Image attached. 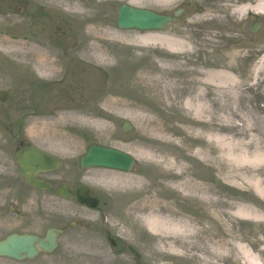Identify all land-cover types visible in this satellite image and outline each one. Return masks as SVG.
Instances as JSON below:
<instances>
[{
    "label": "rangeland",
    "instance_id": "rangeland-1",
    "mask_svg": "<svg viewBox=\"0 0 264 264\" xmlns=\"http://www.w3.org/2000/svg\"><path fill=\"white\" fill-rule=\"evenodd\" d=\"M79 1L89 18L45 0H0V90L14 92L0 102V138L5 130L57 133V188L73 192L35 195L16 192L23 183L11 191L0 184V240L43 236L55 224L63 230L52 254L0 264H77L87 235L113 264H264V26L250 30L264 15L235 14L241 0L210 8L196 0L182 22L148 33L117 27L121 4L166 13V0ZM104 29L114 34L105 44L113 55L98 63L83 49L88 33ZM29 41L44 42L47 53L37 49L28 62L7 53ZM39 61L50 68L37 70ZM226 68L235 79L216 77ZM92 143L133 155L131 172L83 168ZM80 187L100 199L97 209L77 202ZM144 204L168 205L187 225L177 251L156 252V236L167 234L147 230L136 210Z\"/></svg>",
    "mask_w": 264,
    "mask_h": 264
},
{
    "label": "bare ground",
    "instance_id": "bare-ground-1",
    "mask_svg": "<svg viewBox=\"0 0 264 264\" xmlns=\"http://www.w3.org/2000/svg\"><path fill=\"white\" fill-rule=\"evenodd\" d=\"M48 4L54 5L56 8L57 6H63L65 10H67L69 13H73L74 15L82 16L89 18L86 2H81L79 0H45ZM251 11L259 12L260 14H264V0H256V4L254 6L250 4H244L237 6L234 10V13L237 15L249 13ZM12 22H14V19H11ZM15 23H13L14 25ZM100 30L99 28H96L94 30ZM109 37L111 39H114V34H112L110 31H106L105 29L103 31H94L93 33H88V37L91 38L92 42L88 44L86 48L83 49V53L87 58L92 57V59L98 63H106L109 56L113 55V52L111 51V48L106 46V37ZM37 49H42L44 52L47 53V47L44 45V42L41 41H32V42H26L24 44V47H13L11 45V48L9 51H7L10 55H16L15 57H18L20 59H24L28 62V60L35 57V55L38 53ZM264 61V60H263ZM56 62V61H55ZM51 63H47L45 61H39L36 62V68L39 71L47 70L50 68ZM58 64V62H57ZM226 68L223 71L215 72L214 74L216 77H219L221 79H229L233 80L235 79L234 74L232 71ZM70 148L68 147V150ZM73 150V148L71 149ZM148 153V152H147ZM153 152L149 151V155H152ZM89 182L94 183L95 185H101L105 187H111V186H121V184L118 183H109L105 182L103 180H95L90 179ZM183 186V185H181ZM193 187L196 191L201 192L203 188H201L198 184H193L192 182L186 183V187ZM218 202H213V204H217ZM60 206L57 208V213L60 211ZM139 213H142V219L146 225L147 230L152 234H159L164 233L167 235L159 236L157 235V242L159 243V247L156 248V252L158 254H161L160 252H167V251H177V245L179 244V232L184 233V228H186L187 225H184L179 220L178 213L176 211H172L171 208L168 205L165 204H144L139 206L136 209ZM165 213L169 214V217L164 216ZM86 244L84 246V249H81L77 251L79 254H83L82 260L78 262L77 264H113L111 261L103 259L104 256L100 253L98 250L99 248L94 243L93 237L90 235H87L85 237ZM95 250L94 253L92 251ZM97 251V252H96ZM99 252V253H98ZM152 255H155V250L151 249ZM251 264H253V261H251Z\"/></svg>",
    "mask_w": 264,
    "mask_h": 264
},
{
    "label": "water",
    "instance_id": "water-1",
    "mask_svg": "<svg viewBox=\"0 0 264 264\" xmlns=\"http://www.w3.org/2000/svg\"><path fill=\"white\" fill-rule=\"evenodd\" d=\"M178 14L176 13V15ZM174 21L175 19L169 15L158 14L152 10L123 4L119 11L118 27L123 30L163 31ZM252 30H257V24L252 27ZM10 96L11 92H0L1 101H8ZM131 129L132 126L126 122L123 130L128 132ZM19 161L23 163V159ZM134 163L135 159L130 154L97 144H92L87 154L82 158V166L85 168H102L121 172H129ZM58 167L59 161L57 160ZM31 183L40 187L37 182ZM59 192L63 197L68 198L71 196V191L66 186L61 187ZM78 201L90 208H96L99 204V200L92 198L86 188L78 191ZM60 233V230H57L56 233L54 229H51L44 239L29 234H12L0 242V257L23 261L25 259H34L40 250L50 253L56 249ZM111 245L112 247L115 246L114 240H111Z\"/></svg>",
    "mask_w": 264,
    "mask_h": 264
},
{
    "label": "flooded vegetation",
    "instance_id": "flooded-vegetation-1",
    "mask_svg": "<svg viewBox=\"0 0 264 264\" xmlns=\"http://www.w3.org/2000/svg\"><path fill=\"white\" fill-rule=\"evenodd\" d=\"M192 1L196 0H167V3L172 7V15L179 9L182 10L180 17V21H182L185 15L191 11L190 2ZM197 1H200L205 8H210L212 5L218 4L220 0ZM199 7L200 5L198 4L197 9ZM262 24L261 21V27ZM37 131L41 130H5L6 136L0 138L3 141L0 143V184L8 183V188H11V191L13 190L11 183H23L25 184L23 187L16 185V192L27 189L25 190L26 192H33L35 195L46 193L57 197V133L52 139L50 134ZM23 148L26 149L28 158L32 160V163L28 164V176L43 181L45 188H47L46 190H38L29 184L27 179L21 174V165L18 162V158ZM4 160L5 162H3ZM47 161H51V164H56V167L46 170L45 163ZM49 218L52 217L49 216ZM54 227L57 229V224ZM48 229H46V232Z\"/></svg>",
    "mask_w": 264,
    "mask_h": 264
}]
</instances>
